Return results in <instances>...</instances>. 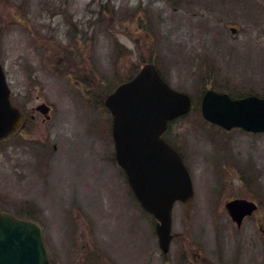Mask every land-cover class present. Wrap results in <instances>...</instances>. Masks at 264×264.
Returning a JSON list of instances; mask_svg holds the SVG:
<instances>
[{
    "label": "rangeland",
    "instance_id": "374dc122",
    "mask_svg": "<svg viewBox=\"0 0 264 264\" xmlns=\"http://www.w3.org/2000/svg\"><path fill=\"white\" fill-rule=\"evenodd\" d=\"M147 62L194 101L163 135L194 191L172 209L166 255L114 162L104 106ZM0 64L25 114L0 143V211L40 224L54 264H264V134L197 107L209 88L264 96V0H0ZM232 199L257 204L240 228Z\"/></svg>",
    "mask_w": 264,
    "mask_h": 264
},
{
    "label": "water",
    "instance_id": "95a60500",
    "mask_svg": "<svg viewBox=\"0 0 264 264\" xmlns=\"http://www.w3.org/2000/svg\"><path fill=\"white\" fill-rule=\"evenodd\" d=\"M234 35L236 28H229ZM10 90L0 65V141L22 123V115L10 102ZM112 116L111 137L115 161L126 175L142 209L157 221L159 249L169 250L171 211L175 203H187L194 191L188 170L178 152L161 136L168 123L186 115L191 98L171 88L151 63L119 85L105 101ZM44 113L45 106L39 107ZM201 116L226 131L240 128L264 133V97L232 100L227 94L206 90L200 103ZM237 227L255 210L253 202L235 199L225 205ZM0 264H50L42 230L35 222L0 212Z\"/></svg>",
    "mask_w": 264,
    "mask_h": 264
},
{
    "label": "flooded vegetation",
    "instance_id": "af4514ba",
    "mask_svg": "<svg viewBox=\"0 0 264 264\" xmlns=\"http://www.w3.org/2000/svg\"><path fill=\"white\" fill-rule=\"evenodd\" d=\"M37 107H38V106H37ZM37 107H35V108L33 109L34 112H37V111H36V108H37ZM49 259H50V258H49ZM50 262H51V264H54V263L52 262V260H50Z\"/></svg>",
    "mask_w": 264,
    "mask_h": 264
}]
</instances>
